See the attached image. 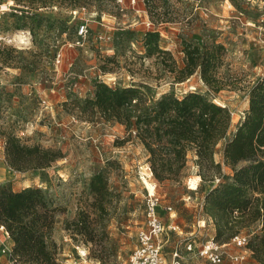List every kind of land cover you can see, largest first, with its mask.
Wrapping results in <instances>:
<instances>
[{
    "label": "rangeland",
    "instance_id": "rangeland-1",
    "mask_svg": "<svg viewBox=\"0 0 264 264\" xmlns=\"http://www.w3.org/2000/svg\"><path fill=\"white\" fill-rule=\"evenodd\" d=\"M5 1L9 0L0 3ZM12 1L29 13L10 11L0 20V171L4 175L0 185L10 183L15 190L39 187L58 208L49 243L62 264H122L146 228V196L156 183L165 225L164 263L179 259L181 264H214L199 254L216 233L202 208L203 197L213 185L231 180L233 170L225 163L224 147L245 118L250 89L264 76V0ZM82 21L88 22L90 34L82 46L69 47ZM149 30L159 33L151 53L146 46ZM17 33L27 40L16 39ZM99 33L111 39L99 40ZM185 43L225 46L220 73L229 81L227 88L213 91L199 72L175 81L176 73L168 70L164 58L181 67ZM102 82L139 90L126 109L129 127L105 120L88 104ZM170 92L179 97L200 92L230 109L231 127L216 147L215 161L222 174L215 180L200 178L191 156L181 182H160L150 173V153L140 138L138 127L143 122L138 119ZM9 134L27 144L60 149L63 157L47 168L16 171L6 163L3 151ZM99 171L105 173L111 190L106 214L92 206L95 195L90 181ZM80 211L101 223V245L86 243L80 235L75 238L65 228ZM259 229L256 224L241 233L251 237ZM8 234L0 229V264H16L12 253L3 251L13 249ZM223 244L220 264H264L232 240ZM238 253H245L243 262L231 259Z\"/></svg>",
    "mask_w": 264,
    "mask_h": 264
},
{
    "label": "trees",
    "instance_id": "trees-1",
    "mask_svg": "<svg viewBox=\"0 0 264 264\" xmlns=\"http://www.w3.org/2000/svg\"><path fill=\"white\" fill-rule=\"evenodd\" d=\"M158 37V32H147L146 46L150 53L157 47ZM183 51L181 67L164 58L168 70L176 73V82L199 72L213 91L227 88L229 81L220 73L226 52L223 44L213 43L201 48L185 43ZM138 92L134 87L114 88L102 82L97 83L95 98L87 102L93 112H100L105 120H118L129 127L131 121L126 109L133 104ZM249 98L244 120L224 147L225 163L233 170L232 178L209 190L203 209L215 226L213 238L221 244L232 240L244 228L259 224L260 229L250 237L247 248L264 263V76L250 89ZM138 121L143 122L138 129L150 153V173L158 181L181 182L190 156L203 180L221 176V164L215 161V153L231 127L232 115L226 105L200 92H189L182 97L170 92ZM4 155L6 163L16 171L47 168L63 157L60 149L27 144L14 134H9L5 141ZM90 184L95 195L93 208L106 214L105 205L111 195L108 178L99 171L91 177ZM57 211L39 187L15 190L10 183L0 185V225L14 242L12 258L16 264H62L49 243ZM101 227V223L85 211L65 224L75 238L80 235L86 243L95 245L102 244Z\"/></svg>",
    "mask_w": 264,
    "mask_h": 264
},
{
    "label": "built area",
    "instance_id": "built-area-1",
    "mask_svg": "<svg viewBox=\"0 0 264 264\" xmlns=\"http://www.w3.org/2000/svg\"><path fill=\"white\" fill-rule=\"evenodd\" d=\"M135 2V0H133ZM85 10V7H83ZM29 9L22 10L21 7L17 6L14 1L9 0L0 3V20L4 15L10 11L29 13ZM74 14L78 13V10L73 11ZM32 14V13H30ZM148 26L151 22L147 23ZM90 34V28L87 21H82L77 24L75 31V39L70 41L69 47L82 46ZM1 38V37H0ZM99 40H110L111 37L104 33H99L96 36ZM10 39V38H9ZM11 40V39H10ZM61 57V54L59 55ZM60 61V58L58 59ZM151 169L150 167H148ZM219 181V179H218ZM156 183L153 184L151 189H148L146 196V228L141 230L138 234V246L130 257L122 264H165L163 257V244L162 235L165 231V225L162 221L161 214L159 211L160 207V196L156 192ZM171 209V207H169ZM0 229H4V226L0 225ZM250 236L247 234L240 233L236 235L232 241L239 247H246V253L251 252L247 246L249 244ZM225 244L217 242L214 238L207 241L199 249V254L205 257L211 263L220 264L223 262V251L222 248ZM192 249V245L189 247ZM9 250V251H8ZM4 252L8 251L12 253L11 249L4 248ZM179 251L174 252V256H179ZM246 258L245 253L233 254L231 259L235 262H243ZM172 264H181L179 259L174 261Z\"/></svg>",
    "mask_w": 264,
    "mask_h": 264
},
{
    "label": "crops",
    "instance_id": "crops-1",
    "mask_svg": "<svg viewBox=\"0 0 264 264\" xmlns=\"http://www.w3.org/2000/svg\"><path fill=\"white\" fill-rule=\"evenodd\" d=\"M140 1V0H139ZM28 91H32V89L31 88H28ZM24 132V131H23ZM25 134V133H24ZM3 151H4V149H3ZM0 170H1V166H0ZM6 172V171H5ZM3 173H4V170H3ZM5 174V173H4ZM4 177V175L2 176V172L0 171V183L1 182H4L3 180H2V178ZM215 185H213L211 188H210V190L214 187ZM209 191H207L206 193H205V195L208 193ZM205 195H204V197H203V203H202V208H203V206H204V201H205ZM212 223H213V221H212ZM11 240V248H13V245H14V242H13V240L12 239H10Z\"/></svg>",
    "mask_w": 264,
    "mask_h": 264
},
{
    "label": "bare ground",
    "instance_id": "bare-ground-1",
    "mask_svg": "<svg viewBox=\"0 0 264 264\" xmlns=\"http://www.w3.org/2000/svg\"><path fill=\"white\" fill-rule=\"evenodd\" d=\"M15 37H16V39H19V40H22V41H26L27 40V38H25L22 34H20V33H17V34H15ZM26 43H29V41H27ZM5 229V228H4ZM5 232H6V234H8V231L5 229ZM9 235V234H8Z\"/></svg>",
    "mask_w": 264,
    "mask_h": 264
}]
</instances>
